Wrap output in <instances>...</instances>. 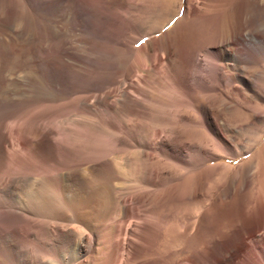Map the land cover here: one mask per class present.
<instances>
[{
	"label": "bare ground",
	"instance_id": "bare-ground-1",
	"mask_svg": "<svg viewBox=\"0 0 264 264\" xmlns=\"http://www.w3.org/2000/svg\"><path fill=\"white\" fill-rule=\"evenodd\" d=\"M29 1L0 0V37ZM37 13L36 86L9 93L35 98L36 118L0 133L1 159L27 165L0 166V264H264V76L250 72L264 0H37ZM107 135L137 150L119 185L104 181Z\"/></svg>",
	"mask_w": 264,
	"mask_h": 264
},
{
	"label": "rangeland",
	"instance_id": "rangeland-1",
	"mask_svg": "<svg viewBox=\"0 0 264 264\" xmlns=\"http://www.w3.org/2000/svg\"><path fill=\"white\" fill-rule=\"evenodd\" d=\"M165 1H168V0H165ZM29 2H30L28 4L29 6L27 5L26 8H24L25 11L22 14V16L19 17L17 19V21H14V23L11 24L9 31H7L5 34L1 35V37H0V50H3V52H5V58L2 61H0L1 62V65H0V133H2L5 130L4 126H3L5 121H7V123H9L12 121L25 119L28 121V124L25 125L28 128L33 124V123H30V121L32 122V120L34 121L36 118V112H37V106L38 105H37L35 98L32 100H24V99H22V97H16V98L15 97L14 98L9 97V95H10L9 93L13 90V88H14L13 85L16 82H20V81L23 82L25 79L30 78V79L34 80L35 86H36V83L38 80L39 66H38V62L36 60V57L34 56L35 53L37 54V52H38V50H37V36L39 35V29L37 27V23H38L37 0H30ZM171 17H172V15H171ZM25 19L29 20L31 22V28L29 29V33H30L31 38L29 40L30 41L29 44L26 43L25 40H22L21 38H19V36H18L19 35L18 32L21 29V27L23 26V22ZM169 20H170V22H167V23L169 26H171L176 22L177 18H173L172 20L171 19H169ZM31 44H33V45H31ZM6 47L11 48L12 50H10L8 52ZM26 47L32 48V50H33L32 56H34V58L29 59V57L25 56L24 52H25ZM258 69H259V71H257V72H256V69H252L250 72H251V74L256 73L255 76H257L259 78V79L255 78L254 81L263 83V79L260 78V76H262V75L264 76V63L261 67H258ZM91 82L92 81H87L86 84L88 85ZM35 90H36V87H35ZM182 104H183L181 106L182 114L189 116V117H192V118H196L199 115L196 112V110L191 106V102H189V101L184 102L183 101ZM252 107H256V105L254 103H252ZM230 115L231 114H228L227 112L222 111L221 116L227 121H229L230 118H231L230 121L236 120V118H233ZM249 116H250V114L248 113L247 118ZM178 128H180L179 130H181L184 127L180 126ZM162 135L165 137L167 136L166 133H163ZM93 144L94 143H92L91 145L93 146ZM102 147L105 150L109 151V153L111 154V162L113 161L111 163L112 164L111 165L112 166V172L109 175L104 176V181H106L107 179H111L114 184L119 185L120 183L123 182V181H121L122 179H120L121 178V172L123 173L125 169H126L125 171H127L129 169L127 166H125V165H127L126 161H128L131 157L133 158L134 156H136L137 150L132 148V147H124L122 149L119 148L118 136H116V135H107L106 137H104V143H103ZM126 158H128V160ZM151 158L153 159L155 164L161 165L160 167L164 166V162L158 163L156 161L158 159H156L155 153H153L151 155ZM247 158L248 157H246L245 159H247ZM6 160L7 159H1V157H0V166H1V170L3 172H7L8 174L11 173V175H13V174L14 175H16V174L22 175L27 170V165L24 164V162L18 158H16L15 160H12V162L9 160H7V161ZM240 161H241V159H238V160L232 161V163L238 164ZM8 165H10V166H8ZM118 179H119V181H118ZM16 193H15V196H16L15 199L16 200L19 199L20 195L23 196V191H17ZM0 212H4V211H2V208H1ZM12 212H13L12 210H9V212H7L10 214L8 217L9 223L13 222L10 219L12 216H14ZM17 222L19 223L18 219H17ZM262 233H263V231L261 232V234ZM248 243H250V242H248ZM9 256L11 257V253L8 250H5L0 255V259H2L1 261L10 262Z\"/></svg>",
	"mask_w": 264,
	"mask_h": 264
}]
</instances>
